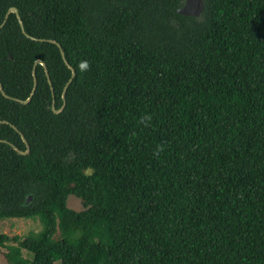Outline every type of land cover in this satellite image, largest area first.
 I'll use <instances>...</instances> for the list:
<instances>
[{
	"label": "trees",
	"instance_id": "obj_1",
	"mask_svg": "<svg viewBox=\"0 0 264 264\" xmlns=\"http://www.w3.org/2000/svg\"><path fill=\"white\" fill-rule=\"evenodd\" d=\"M185 2L0 0L9 264H264V0Z\"/></svg>",
	"mask_w": 264,
	"mask_h": 264
},
{
	"label": "water",
	"instance_id": "obj_2",
	"mask_svg": "<svg viewBox=\"0 0 264 264\" xmlns=\"http://www.w3.org/2000/svg\"><path fill=\"white\" fill-rule=\"evenodd\" d=\"M204 9H205V6H204V3H203V0H186L185 5L181 9H179L178 12L181 15L200 17L202 15V13L204 12ZM11 13H15L17 15L18 20H19V23L21 25V28H22L23 32L26 33L25 32V28H24V24H23V22L21 20V17L19 15L18 9L17 8L10 9V11H9V13H8V15H7L6 18H8L9 17V14H11ZM6 22H7V20H5V22L3 23V25L0 27V31H1V28L4 27V25L6 24ZM30 38L32 40H34V41L49 42L51 44H57L61 48V50H62L64 59H65L67 65L73 70V77H72L71 82L69 83V85L67 86V88L65 90V95H64L65 105H64L63 109L58 110L57 109V102H56V95H54V90L52 89V83H51V78H50L49 72H47V67H46L45 63L43 61H41V60H38L36 62V64H35V68H34V72H33V77H34V90H33L32 94H31V96L26 101L19 100V99H16V101H18V102H20L22 104H28V103H30L32 97L36 94L37 87H38V80H37V75H36L35 69H36L37 65L40 64V65H42V66L45 67V70H46V78H48L49 85H50V87L52 89V95H53V98H54L53 105H52V109L56 113H61L66 108V106H67V97L66 96H67V93H68L71 85L73 84V82H74V80H75V78L77 76V71L69 63V61L67 60L66 54H65V52H64L61 44H59L57 41L36 39V38H33V37H30ZM0 90H1L2 94L5 97L9 98V96L6 95L4 89H3V87L1 85H0ZM0 123H7V122L0 121ZM14 128L18 131V129L16 127H14ZM20 134L22 135V138H23L25 144L27 145V149L26 150H21L20 148L14 146V145H12V147L15 148L20 154H27L28 152L31 151V146L28 145L27 140L24 137V135L22 133H20ZM33 200H34V196L30 197L28 202L30 203Z\"/></svg>",
	"mask_w": 264,
	"mask_h": 264
},
{
	"label": "rangeland",
	"instance_id": "obj_3",
	"mask_svg": "<svg viewBox=\"0 0 264 264\" xmlns=\"http://www.w3.org/2000/svg\"><path fill=\"white\" fill-rule=\"evenodd\" d=\"M69 206L77 211L84 210L81 199L71 196ZM42 224L39 219H10L0 222V233L11 236L26 237L33 233L42 231ZM0 264H9L7 259V249L0 248Z\"/></svg>",
	"mask_w": 264,
	"mask_h": 264
},
{
	"label": "clouds",
	"instance_id": "obj_4",
	"mask_svg": "<svg viewBox=\"0 0 264 264\" xmlns=\"http://www.w3.org/2000/svg\"><path fill=\"white\" fill-rule=\"evenodd\" d=\"M79 68H80L81 71H87V70H89V68H90V62L87 61V60H82L80 62V64H79ZM150 120H151V116L148 115V116L141 117V119H140L139 122L141 124H144V126L147 127L148 126V122H150ZM162 150H163L162 146H158V148H157V150H156V152L154 154L155 155H159V152L162 151Z\"/></svg>",
	"mask_w": 264,
	"mask_h": 264
}]
</instances>
